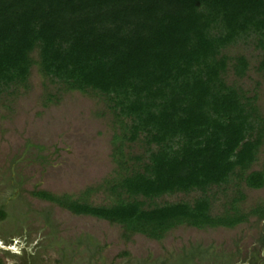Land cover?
Returning a JSON list of instances; mask_svg holds the SVG:
<instances>
[{
  "label": "trees",
  "instance_id": "1",
  "mask_svg": "<svg viewBox=\"0 0 264 264\" xmlns=\"http://www.w3.org/2000/svg\"><path fill=\"white\" fill-rule=\"evenodd\" d=\"M247 41L261 50L258 67L264 70V0H0V92L24 83L36 64L62 90L101 95L120 127L113 139L121 171L106 183L114 201L29 193L73 214L116 223L125 237L160 239L178 225L231 227L248 214L263 217L261 206L238 210L241 193L212 213L208 194L231 178L252 189L264 183V166L249 169L264 116L252 96L224 80L228 67L242 77L247 61L223 50ZM137 139L143 155L122 152V140ZM128 160L137 164L128 166ZM193 191L199 194L190 200L154 202ZM15 198L7 212L0 208V219L24 217L15 212ZM44 220L48 225V215ZM76 244H85L91 258L102 248L89 239ZM60 254L65 257L64 250ZM219 258L192 246L169 264H230Z\"/></svg>",
  "mask_w": 264,
  "mask_h": 264
},
{
  "label": "rangeland",
  "instance_id": "2",
  "mask_svg": "<svg viewBox=\"0 0 264 264\" xmlns=\"http://www.w3.org/2000/svg\"><path fill=\"white\" fill-rule=\"evenodd\" d=\"M223 52L245 57L244 75L236 77L228 67L224 80L240 88L245 96L253 97L250 103L258 116H264V70L258 67L261 50L247 41L228 46ZM31 55L36 58L35 51ZM119 133L118 122L101 95L62 90L42 75L36 64L30 66L24 83L0 92V199L17 196L15 212L24 214V222L16 228L8 225L7 234H15L12 238L17 250L38 252L41 264H56L61 250L67 264H169L183 251L197 246L220 256V262L264 263V183L252 189L231 178L208 191L212 213L227 208L231 198L241 193L242 198L235 202L238 210L247 213L261 206L263 217L248 214L245 221L231 227L178 225L160 239L139 233L125 237L116 223L73 214L29 193L40 189L53 195L84 198L92 204L114 201L116 195L109 192L106 183L121 171L114 160L118 141L113 135ZM121 149L125 154L143 155L145 145L141 139L122 140ZM136 164L133 160L127 162L128 166ZM263 166L264 136L249 169ZM197 194L172 193L154 202L190 200ZM44 214L48 215V225ZM78 238L89 239L102 248L91 258L85 244H76Z\"/></svg>",
  "mask_w": 264,
  "mask_h": 264
},
{
  "label": "flooded vegetation",
  "instance_id": "3",
  "mask_svg": "<svg viewBox=\"0 0 264 264\" xmlns=\"http://www.w3.org/2000/svg\"><path fill=\"white\" fill-rule=\"evenodd\" d=\"M10 205L11 204L9 203L8 198L0 199V208L2 210L7 212L10 209ZM21 220L22 219H17L14 223V220L12 218L0 219V264H41L38 252L30 253L29 251L17 250L13 245L14 238H12L13 236H15V234H7L8 230H10L8 225H10L11 223L13 227L16 228L17 225H19L21 222H24V219L22 221ZM9 246H13V249L4 248ZM61 259L65 260V257L63 258V256L60 254L59 256H57V258H55V263L61 264ZM262 259H264V257Z\"/></svg>",
  "mask_w": 264,
  "mask_h": 264
},
{
  "label": "water",
  "instance_id": "4",
  "mask_svg": "<svg viewBox=\"0 0 264 264\" xmlns=\"http://www.w3.org/2000/svg\"><path fill=\"white\" fill-rule=\"evenodd\" d=\"M4 248H7V249H13V246L4 247Z\"/></svg>",
  "mask_w": 264,
  "mask_h": 264
}]
</instances>
